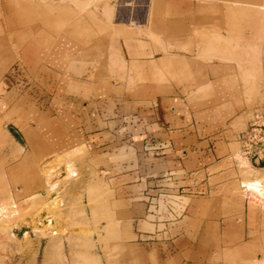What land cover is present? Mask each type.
Masks as SVG:
<instances>
[{
	"label": "crops",
	"instance_id": "0c3cea01",
	"mask_svg": "<svg viewBox=\"0 0 264 264\" xmlns=\"http://www.w3.org/2000/svg\"><path fill=\"white\" fill-rule=\"evenodd\" d=\"M154 1L162 15L170 16L162 27L166 44L152 43L144 50L136 40L126 44L122 55L128 68L138 67L144 76L135 78L138 88L122 95L106 92L102 73L84 66L94 52L86 54L67 37L40 33L24 39V30H18L15 46L8 37L0 38V122L13 124L26 141L23 145L3 129L6 154L13 160L12 170H20L34 166L48 151L88 148L106 174L114 200L128 203L131 214L141 212L152 229L141 235L151 264H206L218 253L217 246L226 250L242 242V235H232L230 223L199 221L197 214L211 211L213 187L230 180L225 166L240 152L239 139L249 121L237 116L235 107L224 110L215 102L203 108L190 100L202 86L215 98L219 95L218 80L211 76L218 65L199 59L200 49L189 56L188 45L179 40L191 29L193 37L197 31L234 36L238 30L230 27L232 14H251L244 6L259 0ZM244 35L253 37L252 29ZM183 58L190 62L187 75ZM202 70L207 75L201 76ZM46 84L54 87L47 98L49 113L41 120L33 104L26 115L25 101L41 98L34 87ZM247 203L250 216L255 209Z\"/></svg>",
	"mask_w": 264,
	"mask_h": 264
},
{
	"label": "rangeland",
	"instance_id": "374dc122",
	"mask_svg": "<svg viewBox=\"0 0 264 264\" xmlns=\"http://www.w3.org/2000/svg\"><path fill=\"white\" fill-rule=\"evenodd\" d=\"M263 1L244 6L251 14L246 11L232 14L230 27L238 31L231 37H211L208 32L199 35L198 31L193 37L192 25H188L189 36L180 38L179 45H188L189 56L194 55L192 49H200L199 59L215 61L218 65L211 76L218 80L215 88L219 95L215 98L213 91L202 86L199 94L190 95L197 107L217 102L224 110L235 107L238 110L235 114L249 121L252 110L264 104V11L256 9ZM168 18L170 20V16L162 15L161 6L154 0L152 3L150 0H0V38L8 37L10 46H15L18 30H24V39L40 33L67 37L81 44L86 54L94 52L95 58L88 59L92 62L84 66L102 73L106 92L122 95L138 88L135 78L144 76L140 68H128L122 55L126 44L136 40L141 50L152 43L165 46L162 27L168 23ZM177 24L180 28L181 21ZM250 28L253 37H246L244 33ZM204 74L207 72L202 70L200 75ZM34 89L41 92V98L35 96L26 100L25 114L30 115L28 112L35 104L42 120L49 113L47 98L54 87L46 84ZM225 92H228L227 100ZM3 129L26 144L17 127L0 124V206L6 207V225L12 224L15 234L12 237L9 231L0 232V264H46L44 255L49 239L38 238L34 224L39 219L49 224L46 218L52 213L47 203L57 197L67 202L52 218V225L62 232L57 264H83V260L84 264H151L141 235L152 229L140 216L141 212L131 214L128 203L119 204L114 200L103 178L106 174L100 173L91 150L79 147L63 154L48 151L31 168L22 166L20 170H12L13 160L6 154L9 142L5 140ZM239 154L237 150L225 166L230 180L213 187L209 201L211 211L197 214V218L221 221L223 225L230 223L232 235H242V242L226 250L224 245L217 246L218 253L210 255L206 264H264V205L260 198L247 195L246 189L248 182L264 181V169L246 165ZM65 163L78 172L68 184L63 181ZM47 169L56 184L50 196L44 171ZM247 202L255 209L250 216L246 213ZM26 233L28 239L24 238Z\"/></svg>",
	"mask_w": 264,
	"mask_h": 264
},
{
	"label": "bare ground",
	"instance_id": "6f19581e",
	"mask_svg": "<svg viewBox=\"0 0 264 264\" xmlns=\"http://www.w3.org/2000/svg\"><path fill=\"white\" fill-rule=\"evenodd\" d=\"M256 9L258 10V12L259 11H264V1L262 3H259L257 5ZM262 27H263V34L262 35H263V38H264V21H263V26ZM183 33H185V34L187 33L186 28L183 29ZM185 44H187V43H185ZM181 62H182V66L184 67V72L183 73H185V75H187L190 62L186 58H183ZM239 158L246 165H248V162L243 160L240 157V154H239ZM73 168H74V166H73ZM64 170H65V177H64V179L63 178L62 179H63L64 182H67V184H68V181L71 180L72 177L75 178L77 176L78 172L76 171V169H72L68 165V163L66 164ZM44 171H45V175H46L47 192H48V196H50V195L53 194V191L56 189V184L53 183V181H52V178L54 177L52 175V172L49 171L48 169L44 170ZM60 182L62 184H66V183H63L62 180ZM246 189H247V192H248L247 195L255 197V198H260L259 199V200H261L260 203H262V205H264V181L263 180H261V179L260 180L259 179L256 180L255 179L254 181L246 183ZM259 200H257V202H259ZM66 203L67 202H65V199H61V197L60 198L57 197L56 199H53V201L47 203L48 206L46 205L48 207V210H50V213H52V215L49 214V216L46 218L47 221L49 222V224H44L41 219L35 221L36 223L34 224V226H35V234L38 236V238L40 237V238H48L49 239V242H48L46 250H45V255H44V262L46 264H57L58 263L57 262L58 261L57 258H60L59 253L61 252V246H62V238H61L62 237L61 236L62 232L60 230H58L54 225H52V221H53L52 218H53V215L56 214L59 209L61 210V206L62 205L65 206ZM5 210L7 212L6 207L0 206V232L9 231L10 235L13 237V236H15V234H13V232L11 230L12 229V227H11L12 224L9 225V226L6 225V221H8V220H6L7 219V215L5 214ZM55 211H56V213H54ZM62 212L60 214H62ZM62 231H64V230H62ZM87 233H89V232H87ZM25 236L26 237H24V238L28 239L27 238L28 237V233H26ZM83 264H84V260H83Z\"/></svg>",
	"mask_w": 264,
	"mask_h": 264
},
{
	"label": "built area",
	"instance_id": "2783aa9c",
	"mask_svg": "<svg viewBox=\"0 0 264 264\" xmlns=\"http://www.w3.org/2000/svg\"><path fill=\"white\" fill-rule=\"evenodd\" d=\"M240 157L256 169H264V104L256 106L247 130L240 136Z\"/></svg>",
	"mask_w": 264,
	"mask_h": 264
}]
</instances>
